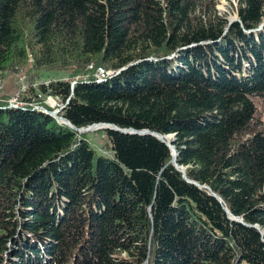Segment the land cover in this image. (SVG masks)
<instances>
[{"label": "trees", "instance_id": "1", "mask_svg": "<svg viewBox=\"0 0 264 264\" xmlns=\"http://www.w3.org/2000/svg\"><path fill=\"white\" fill-rule=\"evenodd\" d=\"M220 1L0 0V80L66 73L73 126L186 169L0 90V264H264V0Z\"/></svg>", "mask_w": 264, "mask_h": 264}, {"label": "rangeland", "instance_id": "2", "mask_svg": "<svg viewBox=\"0 0 264 264\" xmlns=\"http://www.w3.org/2000/svg\"><path fill=\"white\" fill-rule=\"evenodd\" d=\"M218 10L223 14L229 15L230 20H235V19L240 20L237 13V0H221L220 4L218 5ZM60 79L69 80V81L71 80L72 83H76L75 81L76 79H70V77H68L66 73L45 71L40 73V75L36 78V81L33 84L32 88H30L31 85L27 76L21 73L20 74L5 73V75H3L2 79L0 80V90L2 92V95H5L9 98V100L7 101L9 105H10V100L13 99L16 100L15 102L16 104L21 105V106H10V107L19 108L32 104L34 106V109L36 110H41V108L47 110L45 107H42L37 102L38 99H40V100H44L45 104H48L50 107H52L53 111L61 110L60 113L61 115L64 109H62V104L59 103L58 99L49 95H44L40 91V86L42 84L49 85L51 82ZM31 89L32 91H30V93H26L27 91L29 92V90ZM36 96L37 98H35ZM25 99L31 100V102H28ZM97 132L98 131L89 132V133H94L89 136V140L93 144V147H96L98 149H105L107 145V140L102 133H97Z\"/></svg>", "mask_w": 264, "mask_h": 264}, {"label": "water", "instance_id": "3", "mask_svg": "<svg viewBox=\"0 0 264 264\" xmlns=\"http://www.w3.org/2000/svg\"><path fill=\"white\" fill-rule=\"evenodd\" d=\"M236 21H240L239 19H235V20H230V23H229V26H231L234 22ZM264 29V24L258 29V31H261ZM126 70V68H123L122 70L118 71L116 74H120L122 71ZM76 83H74L75 85ZM73 85V86H74ZM45 113L49 114L50 116L56 118L58 120V122L60 124H66L68 125L69 127H71L72 129H74L75 131H77L79 134H85V133H89V132H93V131H99L101 129H108V130H113V131H116V132H119V133H122V134H126V135H150V136H154L156 138H158L159 140L165 142L171 149L172 151V154H173V163L174 165L180 169L184 175L186 174V169L182 166H179L177 164V152H176V148L175 146L173 145V139L175 137V135H161L159 133H156V132H151L150 130L148 129H142V130H137V129H134V128H131V129H122L114 124H111V123H99V124H94L88 128H76L75 126H73L70 121H68L65 117L61 116L60 113H61V110H55V111H48V110H45ZM168 138H170V142L168 141ZM186 177V176H185ZM190 183H195V182H192V181H188ZM196 185H198L197 183H195ZM199 187H202L200 185H198ZM209 189V187H206ZM220 202H222V199L220 197H218L217 195H214ZM227 210V209H226ZM227 213L229 214L231 220L233 221H238L240 223H243V219L239 218V217H235L234 215H232L228 210H227Z\"/></svg>", "mask_w": 264, "mask_h": 264}, {"label": "built area", "instance_id": "4", "mask_svg": "<svg viewBox=\"0 0 264 264\" xmlns=\"http://www.w3.org/2000/svg\"><path fill=\"white\" fill-rule=\"evenodd\" d=\"M112 74H115V72L114 71H106L103 68H99L98 71H97L96 77H100V76H104V75H112ZM73 85H74V83H73ZM58 101H59V103L62 104V109H64L67 106V104L69 103V100H67L66 103H65V101L63 99H58ZM15 102H16V100H14V99L10 100V106H21L19 104H16ZM23 107H25V106H23ZM37 108H40V107H37ZM41 110L45 111V109H43V108H41Z\"/></svg>", "mask_w": 264, "mask_h": 264}, {"label": "bare ground", "instance_id": "5", "mask_svg": "<svg viewBox=\"0 0 264 264\" xmlns=\"http://www.w3.org/2000/svg\"><path fill=\"white\" fill-rule=\"evenodd\" d=\"M106 78V75L104 76H100V77H97V80L101 81V80H104ZM170 138H168V141L170 142Z\"/></svg>", "mask_w": 264, "mask_h": 264}]
</instances>
